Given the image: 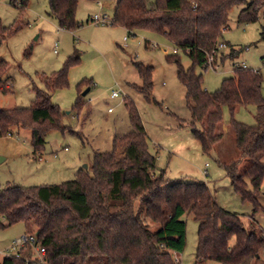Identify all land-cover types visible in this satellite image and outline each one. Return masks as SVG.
Here are the masks:
<instances>
[{"label": "trees", "instance_id": "16d2710c", "mask_svg": "<svg viewBox=\"0 0 264 264\" xmlns=\"http://www.w3.org/2000/svg\"><path fill=\"white\" fill-rule=\"evenodd\" d=\"M18 1L22 14L28 0ZM90 1V0H89ZM79 0H48L49 15L59 29L73 31ZM241 5L237 22H264V0H117L111 24L127 33L136 30L163 35L177 52L166 56L177 69V79L185 88L186 106L190 112L189 127L204 154L209 155L221 142L224 133L223 109L231 116L227 129L233 133L239 156L220 161L233 191L252 206L248 224L242 216L220 208L203 182L169 181L164 170H157L147 151L146 138L134 103L126 102L131 130L113 136L109 152H94L88 169H80L72 181L58 185L22 187L7 185L0 189V229L23 222L26 234H34L45 249L42 261L33 259L26 245L20 258L5 256L0 264H179L172 253H182L186 244L184 214L198 222L196 264H247L260 259L264 251V231L255 219L263 212L259 202L264 179V96L262 76L258 71L235 66L233 76L223 79L220 87L207 91L202 74L208 58L214 54L223 61L237 54L231 46L223 54L217 49L223 31L228 27L232 7ZM23 21L9 27L0 22V45L18 32ZM264 40V24L260 29ZM181 51L191 61L183 68ZM79 61L69 57L50 76H43L44 89L34 87L35 97L28 107L0 108V136H12L13 130H29L33 154L40 153L45 136L52 129L64 131L62 112L51 102V94L67 86L68 69ZM142 86L132 85L147 101L152 82V67L134 63ZM8 64L0 60V91L10 92L6 78ZM9 84V86H8ZM81 85L90 87L91 82ZM78 86L73 108L85 106ZM239 105L255 107L253 125L233 119ZM179 125L183 121L178 119ZM138 148L145 163L116 157V149ZM243 159L247 167L240 170ZM148 222L156 224L153 232Z\"/></svg>", "mask_w": 264, "mask_h": 264}, {"label": "rangeland", "instance_id": "374dc122", "mask_svg": "<svg viewBox=\"0 0 264 264\" xmlns=\"http://www.w3.org/2000/svg\"><path fill=\"white\" fill-rule=\"evenodd\" d=\"M116 1L79 0L76 20L80 26L66 31L59 29L57 21L49 15L48 0H28L22 14L18 1L10 4L9 0H0V22L4 26L9 27L15 21L26 23L0 45V60L8 64L5 77L10 78L12 87L6 94L0 91V108L28 107L35 97L34 87L44 89L43 76L59 70L69 57H79L68 69L67 86L51 94V102L62 112L61 126L65 130H50L43 149L37 154H33L29 130H13L12 136H0V189L7 185H58L74 180L80 169L89 168L94 152L111 151L113 136L131 130L125 103L132 101L140 116L147 151L155 160L157 170L163 169L169 181L205 183L220 208L242 216L243 222L248 224L252 206L233 191L217 162L239 156L234 135L227 129L231 120L228 110L223 109L221 142L209 155L204 154L189 127L185 88L177 79L176 65L166 60V56L172 54V44L160 34L145 30L127 33L120 26L110 25ZM241 8V5L231 8L228 27L220 39L226 46L221 52L227 54L231 46L237 51L235 57L217 59L212 67L206 70L196 67L195 72L202 74L204 88L213 92L223 79L233 76L236 65L244 64L261 74L264 96V40H260L264 22L260 18L255 23L239 24L237 16ZM95 15L106 17L108 23H93L90 18ZM178 57L183 68L191 66L187 55L178 51ZM134 63L152 67L151 101L132 87L133 84L142 86ZM84 81L91 82V86L81 85ZM78 86L82 92L89 88L83 96L86 104L80 111L73 108ZM116 89L122 94L110 98L111 90ZM254 115V106L239 105L233 119L253 125ZM177 118L183 121V126ZM132 146L140 156L138 159L133 158ZM130 147L117 148V159L145 163L138 148ZM248 163L243 159L240 170ZM259 200L264 207V179ZM256 218L264 229V212H258ZM182 220L186 223L185 248L172 256L179 264H196L198 222L187 213ZM148 224L153 232L158 230L156 224ZM26 232L23 222L0 229V258ZM206 264L217 263L208 261ZM247 264H264V251L260 259Z\"/></svg>", "mask_w": 264, "mask_h": 264}, {"label": "built area", "instance_id": "2783aa9c", "mask_svg": "<svg viewBox=\"0 0 264 264\" xmlns=\"http://www.w3.org/2000/svg\"><path fill=\"white\" fill-rule=\"evenodd\" d=\"M91 21L93 23H100V24H107V18L106 17H98V16H93L91 18ZM125 39V38H124ZM56 46V44H55ZM226 46L224 43H219L217 46V49L219 51H222L225 49ZM177 51L175 49L172 50V53H176ZM54 53H56V50H54ZM214 63V54L210 55L208 58V67H212ZM242 68H246L245 65L243 64L240 66ZM122 94V91L120 89L116 90H111L110 98H118ZM108 112H111V109H108ZM204 174L207 175V172L204 171ZM28 245L32 249V253L34 254L33 259H37L38 261H42V257L45 254V249L40 246V244L37 241V238L34 234H24L22 235L19 239L14 241L10 248L8 249V253L4 255L5 256H14L15 258H20V251L21 249Z\"/></svg>", "mask_w": 264, "mask_h": 264}, {"label": "crops", "instance_id": "0c3cea01", "mask_svg": "<svg viewBox=\"0 0 264 264\" xmlns=\"http://www.w3.org/2000/svg\"><path fill=\"white\" fill-rule=\"evenodd\" d=\"M92 18V17H91ZM91 18H90V20H91ZM144 135H145V133H144ZM130 149H131V151L133 150L134 151V153H133V158H139L140 156H139V154L136 152V150H135V148H133V146L132 147H130ZM123 153V152H122ZM125 153H127V152H124L123 154L125 155ZM120 154L121 153H119V154H117V155H119L120 156ZM121 158V157H120ZM260 198V197H259ZM259 202H260V200H259ZM261 204V203H260ZM262 206V205H261ZM262 208H263V212H264V207L262 206ZM257 215V214H256ZM256 215H255V219L257 220V218H256ZM257 222H258V220H257ZM258 224H259V222H258ZM260 225V224H259ZM261 227V226H260ZM262 228V227H261ZM262 230L264 231V229L262 228ZM204 264H206V263H204Z\"/></svg>", "mask_w": 264, "mask_h": 264}, {"label": "water", "instance_id": "95a60500", "mask_svg": "<svg viewBox=\"0 0 264 264\" xmlns=\"http://www.w3.org/2000/svg\"><path fill=\"white\" fill-rule=\"evenodd\" d=\"M88 90H89V88H86V89L84 90V92H82L81 95H82V96H85ZM0 161H1V159H0ZM83 168H86V165H84Z\"/></svg>", "mask_w": 264, "mask_h": 264}]
</instances>
